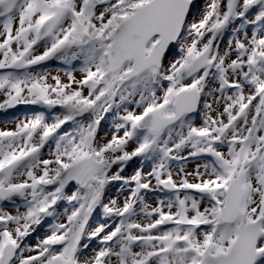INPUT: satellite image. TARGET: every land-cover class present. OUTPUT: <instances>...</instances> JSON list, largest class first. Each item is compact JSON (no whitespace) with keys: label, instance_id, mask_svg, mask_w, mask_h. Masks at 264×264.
<instances>
[{"label":"snow or ice","instance_id":"obj_1","mask_svg":"<svg viewBox=\"0 0 264 264\" xmlns=\"http://www.w3.org/2000/svg\"><path fill=\"white\" fill-rule=\"evenodd\" d=\"M0 112V264H264V0H0Z\"/></svg>","mask_w":264,"mask_h":264},{"label":"rangeland","instance_id":"obj_2","mask_svg":"<svg viewBox=\"0 0 264 264\" xmlns=\"http://www.w3.org/2000/svg\"><path fill=\"white\" fill-rule=\"evenodd\" d=\"M10 115H11V113L6 114V113H3V112H0V128L14 127V124L11 123L10 120H9Z\"/></svg>","mask_w":264,"mask_h":264}]
</instances>
